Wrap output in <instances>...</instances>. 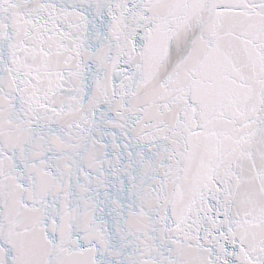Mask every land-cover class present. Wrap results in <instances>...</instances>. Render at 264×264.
<instances>
[{
    "label": "snow or ice",
    "instance_id": "1",
    "mask_svg": "<svg viewBox=\"0 0 264 264\" xmlns=\"http://www.w3.org/2000/svg\"><path fill=\"white\" fill-rule=\"evenodd\" d=\"M0 264H264V0H0Z\"/></svg>",
    "mask_w": 264,
    "mask_h": 264
}]
</instances>
